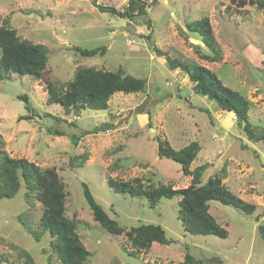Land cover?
Masks as SVG:
<instances>
[{"label":"rangeland","instance_id":"obj_1","mask_svg":"<svg viewBox=\"0 0 264 264\" xmlns=\"http://www.w3.org/2000/svg\"><path fill=\"white\" fill-rule=\"evenodd\" d=\"M148 1L147 14L132 21L100 11L92 0H0L1 21L8 20L22 39L49 47V67L56 82L71 80L82 64L110 71L122 67L148 81L143 92L115 93L106 110L85 108L66 114L60 104L48 102L44 82L13 72L0 80V140L4 141L0 149L57 169L69 191L67 216L77 221V232L91 252L89 264H184L187 253L203 259V264L215 258L227 264H264V140H249L234 113H226L216 102L195 93L188 74L170 69L166 58L157 53L162 50L212 69L224 84L252 101L250 120L262 132L264 7L258 2L241 7L239 0ZM97 2L122 10L128 0ZM204 16L210 18L222 52L219 62L202 58L210 49L199 33L186 27L187 22ZM77 46H105L106 51L88 57ZM23 95L29 97L33 111L27 110L20 98ZM26 114L34 115L19 119ZM57 131L63 134L57 135ZM74 134L81 136L77 144ZM158 136L175 149L199 141L202 149L191 169L208 164L205 183L226 167L225 185L256 204L249 214L210 201V212L229 231L227 238L185 232L178 213L179 195L163 197L153 208L146 197L123 195L109 186V177H142L175 188L191 183L192 176L185 175L181 163L159 156ZM85 149L90 156L76 167L71 158ZM83 183L120 226L159 224L171 242H154L139 256L129 255L122 247L126 235L116 237L94 219ZM26 190L22 180L17 194L0 200V264L23 263L14 245L27 250L35 264H49L43 252L51 249L49 232L36 240L18 220L24 214L26 221L41 229L43 206L37 199L27 203Z\"/></svg>","mask_w":264,"mask_h":264},{"label":"trees","instance_id":"obj_2","mask_svg":"<svg viewBox=\"0 0 264 264\" xmlns=\"http://www.w3.org/2000/svg\"><path fill=\"white\" fill-rule=\"evenodd\" d=\"M92 2L100 11L111 12L132 21L139 15L147 14V7L151 4L148 0H128L124 9L118 10L114 6L98 4L97 0H92ZM256 2L260 8L264 7V0H239L238 3L244 7L248 3L253 5ZM1 22L0 80L8 78L11 73L15 72L21 75H30L38 81L44 82L48 93V102L60 104L66 114L85 108L106 110L115 93L129 94L143 92L146 89L148 83L146 78L127 73L122 67L110 71L86 64L77 68L71 80L65 83L56 82L53 80L49 67V47L43 43L22 39L16 28L10 26L8 20L5 19ZM186 27L189 31L199 33L203 44L210 49L211 53L201 54L202 58L212 62L222 60V52L208 16L187 22ZM76 50L81 55L89 57L103 54L106 47L83 49L77 46ZM157 53L166 58L170 69H180L188 74L195 93L216 102L222 110L234 113L237 121L243 122L242 130L249 140H264V131H258L250 120L249 110L252 101L247 96L224 84L217 74L205 65L172 57L162 50H157ZM20 98L25 101L27 110L33 111L29 97L23 95ZM33 115H22L19 119H31ZM89 133V131L86 132V134ZM56 134L62 135L63 132L57 131ZM0 137L2 136L0 135ZM74 137V143L77 144L81 136L74 134ZM157 139L159 141V156L168 157L181 163L185 175L192 176L191 183L187 187L175 188L171 184L155 185L151 179L147 180L142 177L130 180L109 177L108 184L114 191L132 197H146L149 205L153 208H157L163 197L181 196L179 217L182 220L184 231L194 235L214 234L222 238H227L229 235L227 228L222 226L210 212L211 200L231 205L249 214L255 211L256 204L244 200L223 182L227 173L226 167H223L219 174L210 176L205 183L203 182V173L208 164L203 163L191 169L192 162L202 148L199 141L194 140L181 149H175L167 139L160 136ZM0 143L3 144L4 141L1 139ZM89 156V150L85 149L84 152L73 156L71 162L72 164L75 162L76 167L83 166ZM22 180L25 181L27 188L26 202L31 203L37 199L43 206L40 217L41 229L38 226V231L31 222L26 221L24 214L18 215V220L36 240L40 239V234L43 232H49L51 249L50 251L46 248L43 250L47 255L48 263L89 264L88 257L91 252L85 247L77 232V221L67 216L66 202L69 191L57 169L38 166L25 157H13L4 149H0V200L11 198L17 194L22 186ZM83 185L94 219L112 235L116 237L126 235L122 247L129 255L139 256L141 252L148 251L154 242L162 244L171 242L165 229L159 224L142 223L130 229L120 226L118 221L112 218L95 200L88 186L85 183ZM262 229L264 230V227ZM14 248L24 261L23 263L12 261L11 264H35L34 258L27 250L16 245ZM6 261L8 260L6 259ZM208 262L210 264H227L219 258H215L213 261L208 260ZM203 263H205L203 259H196L189 253L185 255L184 264Z\"/></svg>","mask_w":264,"mask_h":264},{"label":"water","instance_id":"obj_3","mask_svg":"<svg viewBox=\"0 0 264 264\" xmlns=\"http://www.w3.org/2000/svg\"><path fill=\"white\" fill-rule=\"evenodd\" d=\"M237 125H238L239 128H243V122H238Z\"/></svg>","mask_w":264,"mask_h":264},{"label":"built area","instance_id":"obj_4","mask_svg":"<svg viewBox=\"0 0 264 264\" xmlns=\"http://www.w3.org/2000/svg\"><path fill=\"white\" fill-rule=\"evenodd\" d=\"M79 117V116H78ZM234 118L237 120V117H236V115H234Z\"/></svg>","mask_w":264,"mask_h":264},{"label":"crops","instance_id":"obj_5","mask_svg":"<svg viewBox=\"0 0 264 264\" xmlns=\"http://www.w3.org/2000/svg\"><path fill=\"white\" fill-rule=\"evenodd\" d=\"M226 113H228V111H226ZM202 149V148H201Z\"/></svg>","mask_w":264,"mask_h":264}]
</instances>
